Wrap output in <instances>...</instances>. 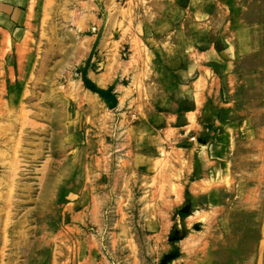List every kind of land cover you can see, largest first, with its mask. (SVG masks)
<instances>
[{
	"label": "rangeland",
	"instance_id": "obj_1",
	"mask_svg": "<svg viewBox=\"0 0 264 264\" xmlns=\"http://www.w3.org/2000/svg\"><path fill=\"white\" fill-rule=\"evenodd\" d=\"M203 10L136 17L113 106L91 4L0 0V264H264V0Z\"/></svg>",
	"mask_w": 264,
	"mask_h": 264
},
{
	"label": "crops",
	"instance_id": "obj_2",
	"mask_svg": "<svg viewBox=\"0 0 264 264\" xmlns=\"http://www.w3.org/2000/svg\"><path fill=\"white\" fill-rule=\"evenodd\" d=\"M81 1L92 5V14L95 18L92 19L90 24L94 25L98 23L97 21H101L97 27L99 32L90 37L93 40L88 51L86 76L83 78L88 83L94 80L97 84H101V80L106 76V87H113V93L120 100L122 96L117 94V92L120 91L121 87H124V81L131 78H140L144 72L140 62L136 64L132 61V64L129 65L132 55L136 50H140L138 53H144L145 48L149 49L147 45L151 39L145 34L142 35V27L141 31L137 26L133 28V24L138 25L136 17H210L207 14V10H203V7L207 6V0H155L154 2H146V0H115L117 3L122 2V7L125 9L130 10L133 8L132 27L129 30H124L117 25L121 20L120 17L115 15L110 17L108 21V16L101 15L100 10H106V7L112 4V0ZM67 3H71V0H67ZM11 7L13 12L14 8L13 6ZM152 9L153 11H151ZM205 52L209 56V60L217 62L216 55L210 48ZM123 56L128 58L124 59ZM94 62L96 63L94 64ZM93 65L103 66L105 69L102 73L97 74V78H92V73L94 74ZM87 86L90 87L89 84Z\"/></svg>",
	"mask_w": 264,
	"mask_h": 264
},
{
	"label": "water",
	"instance_id": "obj_3",
	"mask_svg": "<svg viewBox=\"0 0 264 264\" xmlns=\"http://www.w3.org/2000/svg\"><path fill=\"white\" fill-rule=\"evenodd\" d=\"M90 83V82H89ZM87 82V85L89 84ZM90 86V85H89ZM92 87V86H91ZM100 95H102L104 98H106L109 101H112V105L116 106L118 103L117 96L113 93V87H110L108 90H97Z\"/></svg>",
	"mask_w": 264,
	"mask_h": 264
}]
</instances>
